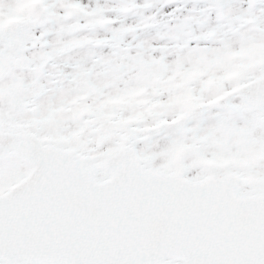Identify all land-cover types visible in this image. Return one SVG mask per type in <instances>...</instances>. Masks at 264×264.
Instances as JSON below:
<instances>
[{
  "label": "snow or ice",
  "instance_id": "6c2138e0",
  "mask_svg": "<svg viewBox=\"0 0 264 264\" xmlns=\"http://www.w3.org/2000/svg\"><path fill=\"white\" fill-rule=\"evenodd\" d=\"M0 264H264V0H0Z\"/></svg>",
  "mask_w": 264,
  "mask_h": 264
}]
</instances>
